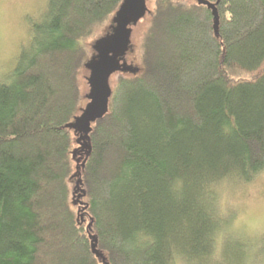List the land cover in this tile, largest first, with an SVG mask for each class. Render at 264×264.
Masks as SVG:
<instances>
[{"label":"trees","instance_id":"16d2710c","mask_svg":"<svg viewBox=\"0 0 264 264\" xmlns=\"http://www.w3.org/2000/svg\"><path fill=\"white\" fill-rule=\"evenodd\" d=\"M121 1L46 0L26 18L33 42L0 76V264H167L173 242L200 243L201 180L264 165V0H219L218 34L206 4L153 0L138 64L111 75L92 123L78 199L86 147L66 124L87 99L89 41ZM141 230L154 243H124Z\"/></svg>","mask_w":264,"mask_h":264},{"label":"clouds","instance_id":"9594fccd","mask_svg":"<svg viewBox=\"0 0 264 264\" xmlns=\"http://www.w3.org/2000/svg\"><path fill=\"white\" fill-rule=\"evenodd\" d=\"M27 21L12 33L11 50L0 56V76L11 73L35 33ZM229 129L225 128V132ZM172 190L181 193L185 179L174 178ZM196 203L205 221L198 246L173 242L167 264H264V165L239 166L204 177ZM155 237L138 231L127 246H146Z\"/></svg>","mask_w":264,"mask_h":264},{"label":"water","instance_id":"95a60500","mask_svg":"<svg viewBox=\"0 0 264 264\" xmlns=\"http://www.w3.org/2000/svg\"><path fill=\"white\" fill-rule=\"evenodd\" d=\"M199 3L206 4L212 9L214 16V30L219 32V14L217 3L211 0H197ZM149 10L147 0H122L119 4L114 16L111 31L97 38L93 43L95 50L92 57L85 62V66L89 69L87 81L89 91L86 93L88 98L85 106L81 108L80 113L75 115L74 119L69 121L66 126L73 128L75 132H79V140L86 147V155L81 165L77 164V173L79 177L76 181V190L81 189L78 199L85 194L81 184V166L85 165V161L91 152L90 132L92 123L101 118L109 108V99L112 94V86L110 83L111 75L118 70L131 69V65L125 60L131 45V35L133 25H135ZM73 155H76L74 150ZM79 162L80 159L77 158ZM83 203L82 200H80ZM92 251L105 262L103 252L97 247V237L90 233Z\"/></svg>","mask_w":264,"mask_h":264},{"label":"rangeland","instance_id":"374dc122","mask_svg":"<svg viewBox=\"0 0 264 264\" xmlns=\"http://www.w3.org/2000/svg\"><path fill=\"white\" fill-rule=\"evenodd\" d=\"M46 0H0V56L3 52L11 50L12 47V33L15 28L22 25L23 22L27 21L28 18L33 17L39 9L43 7ZM148 6L151 8L153 0H147ZM27 18V19H26ZM146 16L139 20L132 29L131 35V47L125 54V60L127 63L136 66L138 64L137 59V43L139 42L142 34L146 28ZM112 23V22H111ZM113 24V23H112ZM112 26L104 25L100 27L96 34L90 39V44L93 45L94 41L100 36L111 31ZM81 81L84 92L89 91V85L87 83V76L89 74L88 69H84L81 72ZM115 75L112 77V82ZM111 81V79H110ZM88 98L82 103L83 106L87 103ZM82 106V107H83Z\"/></svg>","mask_w":264,"mask_h":264}]
</instances>
